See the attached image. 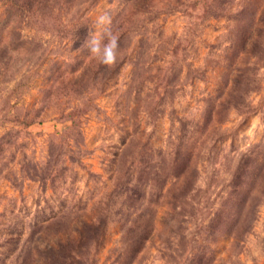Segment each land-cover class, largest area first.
Here are the masks:
<instances>
[{
	"label": "rangeland",
	"instance_id": "374dc122",
	"mask_svg": "<svg viewBox=\"0 0 264 264\" xmlns=\"http://www.w3.org/2000/svg\"><path fill=\"white\" fill-rule=\"evenodd\" d=\"M0 264H264V0H0Z\"/></svg>",
	"mask_w": 264,
	"mask_h": 264
},
{
	"label": "clouds",
	"instance_id": "9594fccd",
	"mask_svg": "<svg viewBox=\"0 0 264 264\" xmlns=\"http://www.w3.org/2000/svg\"><path fill=\"white\" fill-rule=\"evenodd\" d=\"M96 24L102 31L91 33V38L85 41L90 54H92L103 65H112L117 60L119 49V37L112 33L108 25L111 24V17L107 14L100 15ZM105 36L107 42H105Z\"/></svg>",
	"mask_w": 264,
	"mask_h": 264
},
{
	"label": "trees",
	"instance_id": "16d2710c",
	"mask_svg": "<svg viewBox=\"0 0 264 264\" xmlns=\"http://www.w3.org/2000/svg\"><path fill=\"white\" fill-rule=\"evenodd\" d=\"M235 178H240V175H236V176H234ZM232 188V187H231ZM239 189V187L237 186V185H235V186H233V188H232V192H235V191H237ZM62 251H60V253L58 254V255H56V260L58 259L60 262L62 261V263H64V261H65V259L67 258H69L70 257V255L68 254L67 255V253H61Z\"/></svg>",
	"mask_w": 264,
	"mask_h": 264
}]
</instances>
